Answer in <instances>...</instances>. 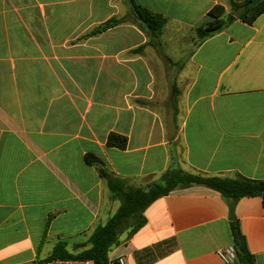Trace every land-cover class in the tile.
Masks as SVG:
<instances>
[{
    "label": "crops",
    "instance_id": "crops-1",
    "mask_svg": "<svg viewBox=\"0 0 264 264\" xmlns=\"http://www.w3.org/2000/svg\"><path fill=\"white\" fill-rule=\"evenodd\" d=\"M134 1L167 18L161 35L128 0H0V264L40 261L46 241L50 255L59 241L75 252L117 212L86 154L135 188L169 168L264 180V14L200 42L214 7L228 15L245 0ZM111 134L126 147L108 145ZM234 213L264 264L262 198L239 199ZM144 215L110 264H230L220 256L234 247L230 207L218 191L178 188Z\"/></svg>",
    "mask_w": 264,
    "mask_h": 264
},
{
    "label": "trees",
    "instance_id": "trees-1",
    "mask_svg": "<svg viewBox=\"0 0 264 264\" xmlns=\"http://www.w3.org/2000/svg\"><path fill=\"white\" fill-rule=\"evenodd\" d=\"M128 1L135 17L144 28L154 37L161 35L162 29L167 24V18L143 8L134 0ZM242 6L246 7V11L239 18H235L234 12ZM231 8L228 15H225L223 6H216L210 11L208 22L197 28L200 42L222 32L236 19H241L252 25L258 17L264 14V0H245L240 4L232 3ZM117 23L119 20L112 19L89 35L101 33ZM108 145L124 149L127 139L117 134H111L108 138ZM85 162L97 169L113 198L121 201V206L105 225H98L94 229L86 242L77 244L74 247L75 252L68 251L66 241H59L52 254L39 262L55 259H93L97 264H110L109 253L112 248L123 243L121 236L126 231H128L127 240H129L146 224L144 213L155 201L178 188L201 185L221 193L229 204L234 248L239 262L241 264H257L255 256L248 248L234 210L237 201L244 197H260L264 203V180H252L242 176L234 178L206 176L188 173L179 168H169L157 182L147 188H135L127 185L125 180L110 172L103 161L92 154L85 155Z\"/></svg>",
    "mask_w": 264,
    "mask_h": 264
},
{
    "label": "built area",
    "instance_id": "built-area-1",
    "mask_svg": "<svg viewBox=\"0 0 264 264\" xmlns=\"http://www.w3.org/2000/svg\"><path fill=\"white\" fill-rule=\"evenodd\" d=\"M220 256L227 263L230 264L233 263L237 258L236 250L234 247H229L227 249L222 250L220 252ZM33 264H97V263L93 259H55V260L43 261V262L36 261ZM118 264H125L124 259L121 258Z\"/></svg>",
    "mask_w": 264,
    "mask_h": 264
},
{
    "label": "water",
    "instance_id": "water-1",
    "mask_svg": "<svg viewBox=\"0 0 264 264\" xmlns=\"http://www.w3.org/2000/svg\"><path fill=\"white\" fill-rule=\"evenodd\" d=\"M246 11V7L242 6L241 8L237 9L234 12V17L239 18L244 12ZM173 98L174 94L172 96L171 102H170V109L169 114L167 117V129H168V137L169 139H172L176 134V125H175V119H174V108H173Z\"/></svg>",
    "mask_w": 264,
    "mask_h": 264
},
{
    "label": "rangeland",
    "instance_id": "rangeland-1",
    "mask_svg": "<svg viewBox=\"0 0 264 264\" xmlns=\"http://www.w3.org/2000/svg\"><path fill=\"white\" fill-rule=\"evenodd\" d=\"M137 182H134L133 185L136 187L137 186ZM105 206H113L112 208L114 209V205L116 203V201H119L117 199H114L113 196H106L105 197ZM124 234H128V231H126ZM53 245V241H46V244H44L42 246V249L40 251V254H39V260H45L48 255H50L51 253V246ZM71 250V249H70Z\"/></svg>",
    "mask_w": 264,
    "mask_h": 264
}]
</instances>
